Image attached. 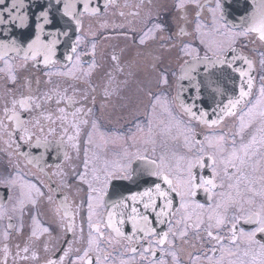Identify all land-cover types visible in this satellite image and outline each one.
Segmentation results:
<instances>
[{"label": "flooded vegetation", "instance_id": "flooded-vegetation-1", "mask_svg": "<svg viewBox=\"0 0 264 264\" xmlns=\"http://www.w3.org/2000/svg\"><path fill=\"white\" fill-rule=\"evenodd\" d=\"M252 5H262L264 18V0H108L99 12L81 15L69 63L0 54V264H264V232L257 231L264 217V120L258 115L264 100L257 104L264 39L233 19L255 15L256 9L251 15L244 9ZM217 46L223 58L235 56L226 62L232 66L212 69L216 75L201 82L182 71L190 60L217 59ZM73 64L79 73H65ZM241 89L249 93L243 99ZM249 109L251 124L237 135L239 117ZM220 136L222 154L210 146ZM253 136L257 142L241 172L229 180L218 164L214 178L208 157L219 161L233 150V138L239 150ZM201 148L205 166L194 172L217 187L198 189L180 211V197L170 193L172 214L150 213L145 193L156 206L164 204L156 185L167 184L153 174L162 158L174 168L179 157ZM229 195L235 203L225 214L216 205ZM110 208L138 210L140 222L146 217L153 224L119 236L110 228ZM217 215L225 217L219 228ZM184 216L191 219L181 237L185 223L177 221ZM197 219L203 220L198 231L191 227ZM210 223L221 241L207 235Z\"/></svg>", "mask_w": 264, "mask_h": 264}, {"label": "water", "instance_id": "water-1", "mask_svg": "<svg viewBox=\"0 0 264 264\" xmlns=\"http://www.w3.org/2000/svg\"><path fill=\"white\" fill-rule=\"evenodd\" d=\"M107 2L108 0H2L0 2V54L27 55L30 58L40 55L45 63L54 59L69 63L75 49V35L80 29L81 13L99 12ZM261 6L243 7L250 11L249 15L256 9V14L248 16L244 13L242 16L233 17L235 25L249 29L259 27L260 19H262ZM229 8L228 4H225V13ZM29 45L32 47L30 48ZM233 57L235 56L230 54L224 59L230 62ZM214 61H216L214 58L193 59L184 65L182 71H193L192 76L201 82L203 77L211 78V74L216 75L211 71L212 69L232 66L230 63L221 65ZM238 64L241 65V60ZM198 71L202 73H197ZM197 89L195 95L201 96L202 83L197 84ZM185 110L189 111L186 107ZM163 190L170 191L167 185ZM111 191L115 193L116 189L112 188ZM156 197L157 200H163ZM172 201L173 208L176 200L172 198ZM162 206L163 204L160 207L157 205L155 211L161 210ZM152 210L153 208L149 210L150 213ZM108 213L110 228L119 236L126 231L146 229L153 224L148 220L140 222L137 217L140 216L138 210L134 212L133 209L110 208Z\"/></svg>", "mask_w": 264, "mask_h": 264}, {"label": "snow or ice", "instance_id": "snow-or-ice-1", "mask_svg": "<svg viewBox=\"0 0 264 264\" xmlns=\"http://www.w3.org/2000/svg\"><path fill=\"white\" fill-rule=\"evenodd\" d=\"M0 2H2V0H0ZM218 7H219V5H218ZM251 30L252 31H259L261 33V38L264 39V18L261 19L259 27H253ZM197 31H199V25L197 26ZM141 42H143V40ZM213 43H215V42H213ZM29 47L31 48L32 46L29 45ZM209 50L210 51L212 50L211 44L209 45ZM221 51H222V48H220L219 46H217L216 51H213V55L217 56V59H216V61H214V63H219V64L223 65L226 63V61L220 55ZM205 59H207V57ZM246 62L249 64V68H251V62H248V61H246ZM229 66H231V65H229ZM261 66L264 67V58L261 59ZM241 75L243 76V75H247V74L242 72ZM262 79H264V77H262ZM251 87H252V83H251V79H249L248 88L251 89ZM239 95H240V98L243 99L245 96L249 95V93L245 92L243 89H241ZM262 100H264V85H262L260 88V99L257 100V104H259ZM239 103H240V100H236L235 102L229 101V105L231 106V108H235L237 106V104H239ZM227 114L228 115H235V113L231 112V111H228ZM254 115H255V113H254L253 109H249L247 113H245L239 117V119L241 121V126H240L239 131L237 132V135H241L244 128L247 127L249 124H251V118L254 117ZM258 115L261 117L262 120H264V111H260L258 113ZM245 116L250 117L247 124L245 123ZM213 123H215V121H213ZM262 130H264V129H262ZM206 139H209V138L206 137ZM224 141H225V137L220 136L216 139L215 144H212L210 141V146L215 147L217 149V151L222 154L224 152V148H223ZM256 142H257L256 137L253 136L249 145H244L241 147V149L237 150L235 148V138H233V141H232L233 150L231 151L230 154H228L227 156L221 155V158L219 159V161L217 160L216 155L209 156L208 159H210L212 161V165H213V177L215 178L217 175H219V173L216 171V167L218 166V164L223 165L224 175L227 176L229 180H231L233 178V175H235L236 173H240L242 170V166L246 163V160L249 157V148L251 147V145H254ZM186 143H187V137H186ZM262 144H264V141H262ZM241 153H242V155H241ZM181 161L183 162V164L180 163ZM204 161H205V157L203 155V148L200 149V154L194 155L191 158L186 159L185 157H179L178 162L174 168L166 167L164 165L163 158H162L160 165H158V167L160 168V171L153 173V174L162 177L164 183H166L168 185L170 191L162 190L159 184L156 185L157 196H159L160 198H162L164 200V204L161 207V210L158 213V215H166V214L170 215V214H172L171 213L172 199L170 198V193H176L180 197V199H181L180 209H177V211H180L181 209H183V210L188 209V207H189L188 199L190 197L194 196L198 189L204 188L205 191L211 192V189L217 187V185L214 182V179L205 180L202 177L199 179L197 178V176L194 172V169L204 167L205 166ZM152 163L156 164L155 161H152ZM85 167H87V162H85ZM229 167L235 169V173H230ZM81 178L83 179V177H81ZM238 184H239V178L237 180V185H236L237 188H238ZM89 187L91 189V185H89ZM220 187H223V183L220 184ZM228 187L232 188L233 185L229 184ZM93 191H95V190L93 189ZM145 195H149V202L146 203L144 205V207L146 209L151 207V208H153V210H155V207H156L155 200L151 197L150 193H145ZM133 199H135V197H133ZM231 203H235V201L233 200L232 196L229 195L228 196V202L222 201L221 203H218L216 205V208L219 209V208L223 207L225 210V214H226L227 209ZM89 207L91 208V203L89 204ZM196 207L203 208V205H196ZM133 211L135 212L136 210L133 209ZM256 215H259V214L257 213ZM90 219H91V217H90ZM144 219H145V221H147L146 217H144ZM190 219H191V216H184L181 218V220L177 221V223H181L182 221L185 223V230L180 232L181 237L187 235V228L189 227V225L187 224V221ZM208 219L211 221L213 219V217L209 216ZM235 219H236V217H233V220H235ZM224 222H225V217L217 215L215 226L217 228H219L222 224H224ZM202 223H203L202 219H197V221L194 224H192L191 227H194L198 231L200 229ZM260 224H261V226L257 229V231L264 232V217L261 218ZM212 227H213V225L210 223L208 226L209 230L207 231V235L210 238L217 240L218 242L221 241L222 237H220L219 235L213 236V232L210 230ZM149 231L154 232V230H151V229ZM169 231H171V228L169 229ZM235 231H236V224L233 223L232 224V232H233L232 240H233V242H235V240L237 239V237L235 235ZM117 232H119L118 229H117ZM167 235H168L167 233L164 234L165 238L167 237ZM241 235H244V233H241ZM254 235H255V233L248 234V239L251 240ZM158 243L163 244L164 238H162ZM90 244H91V240H90ZM260 247H261L262 254H264V244H261ZM132 251L134 252L135 249H133ZM145 251H148V249H145ZM213 251H215V249H213ZM220 251H221V253H223L224 249L221 248ZM65 255H67V253H65ZM228 255H234V253L229 251ZM87 256H88V251H85L84 257H81V259H84ZM89 264H90V262H89ZM98 264H99V262H98ZM156 264H164V262L161 260V261L156 262Z\"/></svg>", "mask_w": 264, "mask_h": 264}, {"label": "rangeland", "instance_id": "rangeland-1", "mask_svg": "<svg viewBox=\"0 0 264 264\" xmlns=\"http://www.w3.org/2000/svg\"><path fill=\"white\" fill-rule=\"evenodd\" d=\"M76 69H77V66L75 64H73L67 70H65L64 72L74 75L75 73H79L78 72L79 69H77V70ZM173 134H175V133H173ZM169 152H171V153L174 152V149L171 148V151H169Z\"/></svg>", "mask_w": 264, "mask_h": 264}]
</instances>
